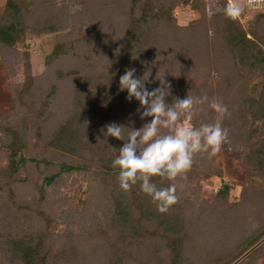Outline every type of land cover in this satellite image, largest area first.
<instances>
[{"label": "rangeland", "instance_id": "374dc122", "mask_svg": "<svg viewBox=\"0 0 264 264\" xmlns=\"http://www.w3.org/2000/svg\"><path fill=\"white\" fill-rule=\"evenodd\" d=\"M72 1L58 0L55 3L59 10L56 11V16L68 17L64 18L66 20L61 26L54 25L56 30L38 37L28 34L25 45L17 48L18 51L29 52L30 71L35 77L31 92L24 98L30 103V109L17 105L9 111L13 107L12 84L17 86L25 76L19 73L11 82L0 62V114L7 113L5 118H0V166L7 162L6 142L10 136L5 130L7 125L14 127L21 135L25 156L39 161L40 169L46 168L48 175L56 176L54 180L49 179L43 184L45 186L41 199L51 209L53 217L46 246L50 251V264H174L170 259L173 251L164 235L150 232L154 226L153 216L159 212L156 204L143 194L145 202L139 203L145 206L143 211L134 208L131 193H125L119 186L118 173L115 171L110 176H104L96 170L111 156L108 143L112 137L106 136L105 125L115 122L138 130L151 121V118L141 119L140 113L143 109L135 99L123 107L125 112L120 109L122 106L117 110L113 108L111 100L114 90L111 92V89L117 85L118 78L112 76V69L118 66H113L110 61L97 54L103 48L102 43L112 38L113 28L110 23L123 21L122 15L128 11L126 5L130 0H113L112 3H108L111 0L100 1L96 7L94 4L89 6V0ZM34 2L36 14L39 13L46 21L44 23H47V15L53 9L51 3L49 5L46 0ZM167 2L177 4L172 12L173 23L176 21L179 27H184L192 21L196 22L194 35L192 37L188 35L190 33L184 34L179 29L172 28V33L168 35V41L165 40L160 53L159 49L145 52V59L142 60V74L148 76L145 86L151 91L161 87V80H164L171 85V95L166 98L167 103L171 104L175 98L184 99L191 92L194 97L207 95L210 99L220 100L227 105L230 113L222 121L223 127L230 132V143L225 144L222 151L212 159L207 154H200L195 158V165L204 168L193 166L186 177L177 179L180 201L167 213L182 212L187 220L188 216L191 220V209L197 211L205 204L216 202V193L223 185L228 184L232 188L227 203H245L242 207L247 208L246 214L240 219L244 231L241 236H237L240 240L244 233L254 234L264 225V213L259 215L260 209L264 208L261 207L264 199V177L258 174L256 165L246 163L244 158L247 153L264 144V119L251 103L252 100L260 98L264 78L259 68L251 69L239 64L235 54L227 57L220 40L221 35H212V19L209 16L214 8L210 2L217 4L216 0L207 1L206 21L199 14L195 17L192 15L187 7L190 0ZM236 2L240 6H246L245 0ZM5 3L6 0H0V15ZM247 14L245 19L240 15V22L245 28H248V22L253 16L249 12ZM73 29L77 32H73ZM253 30L257 37H264V18L258 25L253 26ZM98 35L101 36V41L99 39L100 42L90 43L91 38L96 39ZM148 37L150 44L158 40L151 34ZM188 38L190 41L193 39V45L184 51L183 46L187 45ZM60 43H63L66 52L62 55L65 64L62 69H57L56 65L59 63L51 61L50 55ZM261 46L264 48L263 43ZM191 56L192 59L187 58ZM173 62L181 66L196 62L199 64V72L193 68V75L187 80L183 71L176 69ZM188 69L191 70L190 67ZM58 71L66 76L64 81H56ZM48 95L51 97L48 98ZM113 110L116 111L112 112ZM215 118L214 111L204 105L194 123L198 125L200 122H214ZM63 124L70 125L67 133L69 135L66 134L65 139L54 143V138ZM61 165L73 166L75 170H62ZM80 167H86V172ZM40 169L29 166L27 174L23 170L17 173L19 179L26 177L30 185L23 193L26 201L34 199L33 185L39 188ZM193 171L196 173L193 174ZM153 179L158 187L169 184L166 180ZM246 189L253 191L257 197H253V200L244 197L242 190ZM116 206L123 209L126 219L129 217L125 212L133 219L129 221L128 227L115 221L113 215L121 214L117 212ZM13 207L0 194V264L12 262L7 243L9 239H30L32 223L33 226L40 225L37 219L27 222L26 217ZM138 218L140 225H136ZM98 226L99 236L96 234ZM193 233L194 236H203L199 230L194 229ZM189 236L187 235L182 242V248L180 247L179 258L182 264H264V238L254 245L255 248H251L255 250L262 244L257 251L252 252L249 249L231 262L229 255H226L219 262L212 263L209 259L198 261L199 255L206 250L203 246H208L206 248L214 253L211 242L207 241L196 249ZM94 252L101 254V257Z\"/></svg>", "mask_w": 264, "mask_h": 264}, {"label": "trees", "instance_id": "16d2710c", "mask_svg": "<svg viewBox=\"0 0 264 264\" xmlns=\"http://www.w3.org/2000/svg\"><path fill=\"white\" fill-rule=\"evenodd\" d=\"M100 1L107 2L109 0H89L88 3L89 6L94 4L96 7ZM112 1L113 0L108 3H112ZM167 1L168 0H165L164 2L157 0H130L126 5L128 11L125 13L123 12V21H112V24L110 23V27L113 28V31H111L112 38L102 43L103 48L100 49V53L97 54L105 60L110 61L113 66H118L117 68L114 67L112 69V76L118 78V83L111 89V92L114 90V96L112 97L111 102L113 108L116 110L122 106L120 109H122V112H125L123 107L129 104L127 91H120V77L125 73L126 69L134 68L137 77L143 76L142 60L145 59V52L149 49H159L160 53L165 40H167V38H169L168 35L172 33V28L176 30L179 29L184 32V34L190 33L188 35L192 37L194 35L193 28L196 22L194 23V21H192L184 27H179L176 24V21L173 23L172 20H174V17L172 16V12L177 4L168 3ZM207 1L210 0H190L187 7L194 17L199 14L200 18L205 20L206 12L208 10ZM46 2L49 5L51 3L50 6L53 8L50 10V15H47V23H44L46 21L41 18L39 13L36 14L37 9L34 0H6L4 10L0 15V62L2 63L5 75L11 82L19 73L25 76L23 81L17 86L12 84L14 88L13 107L9 109V111H12L17 105L27 107V109L31 108L30 103L26 102L24 98L31 92L35 78L30 71L31 63L29 52L18 51L17 48L25 45V40L28 34L38 37L43 33L53 32L57 29L54 25L58 26L59 24V26H61L62 22L66 20L64 18H68L58 17V15L56 16V11L59 10L55 3L58 2V0H46ZM76 2H78V0ZM216 2L217 4L215 2H210L214 8L212 15L209 16L212 19V35L213 33L221 35L220 40L224 46V53L227 54V57L235 54L239 64L251 69L259 68L264 78V48L261 46L262 43L264 44V37H257V33L253 30V26L258 25L264 18V8L257 11L250 9L246 10L243 5L241 6L243 8L241 15L244 19L247 17L248 12L253 15L252 19L248 22V28H245L240 22V16L236 19H230L225 15L224 10L228 4L227 0H216ZM62 5L67 7L64 4ZM49 19H51V21ZM35 22L37 23L35 24ZM209 22H211V20ZM42 24L48 25L44 26ZM73 32H77V30L73 29ZM150 34L158 39L153 44H150L149 42L148 36ZM98 36L96 39L92 37L90 43L100 42L101 36ZM206 37L207 33L204 34L205 41L207 39ZM214 37L215 36H213V38ZM196 40L199 39L197 38ZM187 41V45L183 46L184 51L190 49L192 47L191 45H193V39L190 41V38H188ZM260 41L261 44L259 43ZM217 45L219 46V44ZM63 53H66L64 45L63 43H60L50 55L51 61H57V63H59L56 65L57 69H62L65 64L63 59L64 56H62ZM187 58L192 59V56ZM173 63L176 69L179 68L183 71L187 80L193 75V68L196 72H199V64L197 65L196 62H194L195 64L191 63L192 66L188 64L181 66V64ZM178 65L181 67H178ZM189 67L191 70L188 69ZM65 77L64 73L58 71L56 81H64ZM49 97H51V95H48V98ZM134 99L135 98L132 100ZM251 103L256 108L259 116L264 119V81L260 98L258 100H252ZM116 110H113L112 112ZM6 114V112L0 114V118H5ZM5 130L10 133V136L6 142L8 153L5 158L7 162L5 165L0 166V194L5 196L6 200L12 204V207L14 206V210L26 217L27 222L30 220L31 223L33 219H37L40 223L39 227L33 226L32 223L29 231V234L31 235L30 239L21 240L12 238L7 241L8 248L12 255L11 264H50V251L49 247L46 246H48L47 240L50 234V222L53 217L51 215V209L47 208V204H45V202L43 204L41 199L43 198L42 192H44L43 187L45 186L43 184H46L49 179L54 180L56 176L48 175L46 168H43L42 170L40 169L39 161L25 156L23 152V139L14 127H7L6 125ZM69 130V124L61 125L54 138V143L65 139L64 137L69 135L67 134ZM123 143V141L117 140L113 137L111 138L108 143V147L111 150L110 159L102 162V165L96 169L98 172L103 173L104 176H110L109 174L115 171L119 174V169L112 167V161L119 154L118 151L123 146ZM244 158L246 163L256 165L257 170L259 171L258 174H261L264 177V144H261L259 147L247 153ZM29 166L34 169H40V180L38 184L39 188L33 185L34 199L26 201V197L23 193L30 187V185L26 177L24 179H19L17 173L18 171L23 170L25 174H27ZM193 166L204 168L203 166L195 165V163ZM63 168L69 170V172L75 170V167L69 165H61L62 170ZM80 168L86 172V167ZM195 173L196 172L193 171V174ZM155 180L161 181V178L157 177ZM247 182L249 181L247 180ZM183 183L184 182L182 181L181 185H183ZM231 188L232 187L228 184L223 185L222 189H220L215 195L214 200L216 202L205 204L197 211L191 209V213L193 214L191 220H189L190 216H188L187 220L186 215L182 212H158L153 216L154 226L150 232L152 234L159 232L164 235L170 250L173 251L171 253L173 256L170 258L172 263L182 264V261L179 258L180 247L182 248V242L186 240L187 235L191 236H189V239L196 249L205 245L207 241L211 242V248L214 247V250H212L214 253L212 254L210 252L211 249L206 248L208 246H203L206 249L205 252L207 251L208 254H206L207 252H204L205 254H200L198 261L209 259L212 263L213 261L214 263L219 262V259L226 255H229L231 262L246 253L264 238L263 225L257 229L254 234L247 235L244 233L245 239L244 237L240 240L237 239V236H241L244 232L242 226L243 223L240 222V219L246 214L247 208L244 209L242 207V204L244 205L245 203H227ZM138 190H140L139 185H136L130 193L134 199V208L142 210L145 206L143 207V205L139 203L145 202V199L143 193L140 195L139 192L141 191ZM242 193L244 194V197L250 200H253V197L256 196L255 193L249 189L242 190ZM242 199L244 198L242 197ZM259 199L262 200L261 197H259ZM19 201H21V203H19ZM262 206L264 207V199L262 200L261 207ZM115 208L117 212L119 211L121 213L120 215H113L115 221L121 226L124 225L125 227H128L127 225L129 224V221L133 220H131L130 214L125 212L126 216L129 217L126 219L123 214V209L117 206ZM262 210H264V208L260 209L259 215L264 213ZM141 214L142 212H140V215ZM192 219L193 223H191ZM138 223L140 225L139 218L136 220V225H138ZM97 229L98 232L96 234L99 236L100 227L98 226ZM194 229L202 231L203 236H194ZM260 246L258 248H260ZM258 248L252 252L257 251ZM94 253L96 254L97 252ZM99 257H101V254H99Z\"/></svg>", "mask_w": 264, "mask_h": 264}, {"label": "clouds", "instance_id": "9594fccd", "mask_svg": "<svg viewBox=\"0 0 264 264\" xmlns=\"http://www.w3.org/2000/svg\"><path fill=\"white\" fill-rule=\"evenodd\" d=\"M224 11L228 18L236 19L243 8L236 0H229ZM147 81V74L141 78L134 68L126 69L120 77V91H127L129 102L135 98L140 103L142 120L151 121L138 130L112 122L105 125V134L124 142L112 161V167L119 169L121 190L128 193L139 185L141 193L151 198L159 212L165 213L179 203L176 181L186 177L195 158L207 154L212 159L230 143V132L222 125L230 113L220 100L207 95L194 97L191 92L169 104L166 98L171 95V85L161 80V87L149 91ZM204 105L214 111L215 121L197 125L194 119ZM157 177L168 181V186L158 187L153 179Z\"/></svg>", "mask_w": 264, "mask_h": 264}, {"label": "built area", "instance_id": "2783aa9c", "mask_svg": "<svg viewBox=\"0 0 264 264\" xmlns=\"http://www.w3.org/2000/svg\"><path fill=\"white\" fill-rule=\"evenodd\" d=\"M244 3L246 4L245 7L250 10H257L264 8V0H245Z\"/></svg>", "mask_w": 264, "mask_h": 264}, {"label": "water", "instance_id": "95a60500", "mask_svg": "<svg viewBox=\"0 0 264 264\" xmlns=\"http://www.w3.org/2000/svg\"><path fill=\"white\" fill-rule=\"evenodd\" d=\"M256 246H254V248H255ZM253 249H251V251H252Z\"/></svg>", "mask_w": 264, "mask_h": 264}]
</instances>
